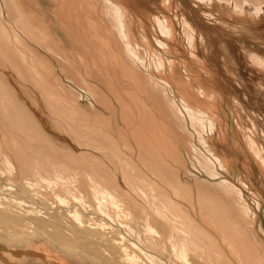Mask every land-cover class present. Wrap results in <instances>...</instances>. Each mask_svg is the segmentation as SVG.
Here are the masks:
<instances>
[{"label": "bare ground", "instance_id": "1", "mask_svg": "<svg viewBox=\"0 0 264 264\" xmlns=\"http://www.w3.org/2000/svg\"><path fill=\"white\" fill-rule=\"evenodd\" d=\"M77 1L73 10L66 7L69 23L63 18L58 27L65 39L74 36L97 53L91 67L98 78L86 60L68 61L63 37L20 0H0V245L41 249L69 264H264L255 214L222 175H231L239 156H221L211 143L217 131L229 147L218 116L224 95L209 63L198 57L195 27L181 17L190 55L182 65L185 72L189 66L203 70L205 84L199 74L185 80L174 70V17L151 0ZM195 1L230 6L246 23L264 6V0ZM161 4L170 11L173 0ZM198 38L208 55L206 36ZM244 51L264 74V56ZM82 93L90 96L84 105ZM39 100L51 126L78 150L46 130L35 112ZM232 102L241 105L234 96ZM234 123L239 132L250 130ZM246 137L264 172V148ZM238 183L248 188L241 178Z\"/></svg>", "mask_w": 264, "mask_h": 264}, {"label": "rangeland", "instance_id": "2", "mask_svg": "<svg viewBox=\"0 0 264 264\" xmlns=\"http://www.w3.org/2000/svg\"><path fill=\"white\" fill-rule=\"evenodd\" d=\"M151 2L156 5L157 8L159 7L158 9L163 11L164 15L174 17V63L176 67L174 70L177 69V72H179L181 77H183L185 80L187 78L193 80L196 74H199L201 82L205 84L208 76L203 70L197 69L196 66L191 67L192 69L189 66L188 68L190 71H184L182 62L190 59V55L186 49L184 38L182 37L180 25L181 17H187L188 21L197 30V33H202L208 40L207 45L209 46V54L207 55L208 52L204 50L203 46H200L197 34L196 51L199 59H204L207 63H209L208 67L214 72V77L218 88L224 95V100L220 106V112L218 116L221 120L222 128L224 130L229 147L227 148L225 146L223 148L220 134H218L217 131L212 134L211 143L221 156L225 155L229 157L231 155L234 156L233 153L238 154L239 160H237V162H232L231 164V175L227 176L224 173L222 175L225 176L223 178L229 179L232 183L240 188L246 203L255 214V229L257 231L259 240L264 245V172H262V170L252 159L249 154L248 146L246 145V136L251 135L255 137L258 145L264 148V91L260 88L261 83L264 85V74L251 66L244 51V49L251 50L261 56H264V6L262 7L263 11H261L258 18L255 17L254 20H250L248 23H246L240 21L239 18L231 12L232 10L230 6L229 8L227 6V10L219 8L218 4H216L217 1H214L209 7L206 3H200L195 0H173L170 11H167L162 7L161 0H151ZM149 7L154 14H158L157 9L154 8L155 6L150 4ZM246 9L249 12L251 11L248 8ZM205 12H211L213 17L210 19L206 18L204 16ZM235 23H237V25ZM221 26H223V28ZM244 32L246 34H243ZM152 35V31H149V38H151ZM167 56L171 57L170 55ZM182 70L184 73H182ZM13 80L11 81L14 83L18 96L26 99V95L21 90L20 85H18L15 79ZM29 95L36 99H39L40 97L37 93L32 92H29ZM82 95L83 97H86V100H82L80 102L84 105L87 103L86 101H90L87 99V97L90 98V96L83 93ZM176 96L177 94L174 90V98ZM233 96L238 98V101L241 104L238 106V109L232 106ZM38 102L39 107L35 109V112L38 114L42 123H44L43 125L46 127V130L56 141L70 145V147H72L74 150H78V148L73 143H71L65 134H60L57 130H55V128L51 126L42 101L39 100ZM27 103L30 104V101H27ZM98 109H100V107H98ZM234 121L240 122L242 127L250 130L246 131V133L237 131L235 126L236 123H234ZM229 137H231V139ZM192 172L200 176V178L209 179L201 171L192 170ZM239 178H241L248 185V188L239 185ZM0 264L69 263L63 260L61 261L55 259L54 257L48 258L41 249L30 252L18 248L11 249L0 245Z\"/></svg>", "mask_w": 264, "mask_h": 264}, {"label": "crops", "instance_id": "3", "mask_svg": "<svg viewBox=\"0 0 264 264\" xmlns=\"http://www.w3.org/2000/svg\"><path fill=\"white\" fill-rule=\"evenodd\" d=\"M2 1V0H1ZM58 1H60V3L58 2ZM20 0V2H21V5H22V7H24V9L27 11V12H31V13H33V15L39 20H41L42 21V23H44L46 26H48V29L54 34V33H56L57 35H56V37L57 38H59V39H61L63 36H66L64 33H63V31L61 32V28L59 29V23H58V20H60V21H62L63 20V18H65L63 21L66 23V22H68L69 23V21H70V18L68 17V15H70L69 13H68V11H71V10H73L72 8L70 9V7L71 6H74L75 4V2H74V0H70L71 2H69V0H67V5H65V6H63L64 4H66V3H64V1L62 0ZM75 1H77V0H75ZM66 2V1H65ZM73 2V3H72ZM78 2V1H77ZM53 3H55V4H53ZM56 3H58V4H56ZM2 4H3V2H2ZM60 4L62 5L61 7H59L60 6ZM70 4H73V5H70ZM4 5V4H3ZM2 5V6H3ZM24 5V6H23ZM55 5H57V6H55ZM55 7V8H54ZM56 7H58L59 9H60V11H59V9L57 10L56 9ZM63 7H65V10H63L64 8ZM66 7H68L69 9H68V11H67V8ZM63 8V9H62ZM56 9V10H55ZM62 9V10H61ZM63 12L64 13V11H66L65 13H64V15L62 14V15H60V12ZM36 12V13H35ZM66 13H67V15H66ZM38 14H39V16H38ZM66 16L68 17V18H66ZM56 17L57 18H59V17H61V18H59V19H56ZM66 19H68V20H66ZM63 21L62 22H60V24L61 23H63ZM49 24V25H48ZM62 25V27H64V25L63 24H61ZM54 26V27H53ZM58 28H57V27ZM56 27V28H55ZM55 28V29H54ZM53 29V30H52ZM60 30V31H59ZM54 31V32H53ZM58 31V32H57ZM62 33V34H61ZM25 35L23 34V36H22V38H24L25 39V37H24ZM70 37H72V41H70L71 40V38ZM70 37H69V39H68V37L65 39V37H63L62 39H61V42H62V44L65 46V48H66V51H67V53H68V55L70 56H68L70 59H67L68 61H70V60H72L73 61V63H74V61H76L77 60V62L78 63H80V59L81 60H86V64H87V66L89 67V69L92 71V72H94V74L96 75L97 74V76H95V77H99L98 76V72L97 71H95V70H93L92 68L93 67H91L92 66V64L94 63V61H96V57H97V53L94 51L93 52V54L91 55L88 51H86V50H84L83 49V47L81 46V42L80 43H78V41L79 40H76L75 41V37L74 36H71L70 35ZM74 37V38H73ZM25 40H29V39H25ZM67 40H69V42H67ZM28 42H31V41H28ZM65 43V44H64ZM73 43H74V46H73ZM76 44H78L77 46H76ZM72 45V46H71ZM69 46V47H68ZM71 47V48H70ZM74 47V48H73ZM81 47V49H79ZM67 48H68V50H67ZM74 50H76V51H74ZM69 51V52H68ZM72 51H74V52H72ZM79 51H80V53H79ZM85 51V52H84ZM66 53V54H67ZM73 53V54H72ZM79 53V54H78ZM86 53H88V55L86 54ZM94 53H96V55L94 54ZM40 54H42V55H45V56H48L47 55V53H44V52H42V53H40ZM71 54L73 55V56H71ZM75 54V55H74ZM78 55V58H76L77 57V55ZM79 55H80V57H79ZM87 55V56H86ZM93 55L94 56H96V57H93ZM82 56H83V58H82ZM74 57V58H73ZM91 57H92V59L94 60V61H92V59H91ZM80 58V59H79ZM86 58H88V59H86ZM73 59H75V60H73ZM78 59H79V61H78ZM91 59V60H90ZM52 61V60H51ZM89 63H88V62ZM77 62H75V63H77ZM92 63V64H91ZM91 64V65H90ZM55 67H56V69H58L57 68V65H55ZM67 84H69V83H67Z\"/></svg>", "mask_w": 264, "mask_h": 264}]
</instances>
